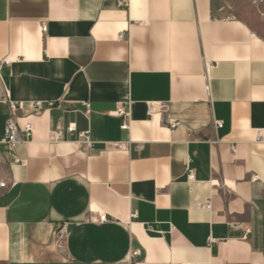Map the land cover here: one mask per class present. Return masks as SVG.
Listing matches in <instances>:
<instances>
[{"label": "crops", "instance_id": "1", "mask_svg": "<svg viewBox=\"0 0 264 264\" xmlns=\"http://www.w3.org/2000/svg\"><path fill=\"white\" fill-rule=\"evenodd\" d=\"M10 101L0 264H264V3L0 0V140Z\"/></svg>", "mask_w": 264, "mask_h": 264}, {"label": "built area", "instance_id": "2", "mask_svg": "<svg viewBox=\"0 0 264 264\" xmlns=\"http://www.w3.org/2000/svg\"><path fill=\"white\" fill-rule=\"evenodd\" d=\"M251 4L255 7H259L264 3V0H250ZM124 2H120L122 5ZM126 5V4H125ZM42 30L46 31V26H42ZM10 60H5V64H10ZM10 109L11 115L6 120L5 127H4V137L0 140V162H4L9 159H13L14 162L19 163L21 159L16 155L15 146L20 142H27L31 139L33 133V124L31 122H26L22 128L19 127L17 123V119L15 117V112L18 109H21L22 103H17L14 101H10ZM87 104V103H86ZM88 105V104H87ZM32 111L40 110L43 105L41 102H35L32 104ZM130 107H131V97L129 91H126L115 108V110L111 111V114L114 116H118L123 118L122 129L126 130L130 126ZM167 105L162 102H148V113L149 116L152 117L158 111H166ZM170 127L175 128L178 125V122L170 120L169 121ZM218 126H222L221 122H218ZM76 130L74 124H70L67 128L69 133H72ZM79 142L83 144L85 150H89L93 147L94 141L91 139L88 132H81L78 134ZM62 137V132L60 130L53 131L50 135L49 141L56 142L60 140ZM260 139V138H259ZM139 148L142 147L141 144L138 145ZM195 177L194 171L189 170L188 172V179L193 180ZM0 187L6 188L8 187L7 182L0 181ZM200 207H210V200H207L205 203H200ZM137 214H132V218H135ZM99 221L107 222L109 221V217L106 213H101L99 215ZM233 225L237 226L236 223ZM69 233V223L68 221L62 222L55 229V238L57 241L58 248L62 249L66 243ZM215 239H210V242H214ZM140 255L139 250H132L130 253V257L126 262L120 264H133L136 258Z\"/></svg>", "mask_w": 264, "mask_h": 264}]
</instances>
